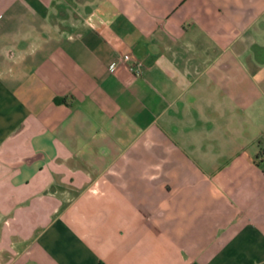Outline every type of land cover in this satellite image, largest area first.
<instances>
[{"label":"crops","instance_id":"obj_1","mask_svg":"<svg viewBox=\"0 0 264 264\" xmlns=\"http://www.w3.org/2000/svg\"><path fill=\"white\" fill-rule=\"evenodd\" d=\"M263 143L264 0H0V264H264Z\"/></svg>","mask_w":264,"mask_h":264},{"label":"built area","instance_id":"obj_2","mask_svg":"<svg viewBox=\"0 0 264 264\" xmlns=\"http://www.w3.org/2000/svg\"><path fill=\"white\" fill-rule=\"evenodd\" d=\"M131 53H125L123 54L118 60L114 61L110 66V70L111 71H116L118 68H120L124 63L129 62L131 60ZM129 68L136 72V73H140L141 71V67L140 64L138 63H130L129 64ZM258 160H264V143L261 144L260 146V154H259V158H257Z\"/></svg>","mask_w":264,"mask_h":264}]
</instances>
